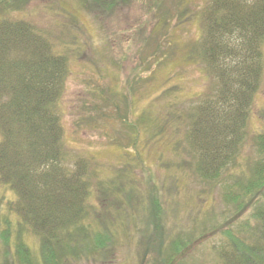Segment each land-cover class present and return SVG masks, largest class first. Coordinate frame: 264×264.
Masks as SVG:
<instances>
[{"label":"rangeland","instance_id":"374dc122","mask_svg":"<svg viewBox=\"0 0 264 264\" xmlns=\"http://www.w3.org/2000/svg\"><path fill=\"white\" fill-rule=\"evenodd\" d=\"M26 1L14 15L46 31L55 52L68 58L58 107L64 162L77 168L81 158L89 166L83 172L91 181L86 222L110 230L108 253L89 251L65 264H168L174 241L192 243L174 264H215L228 245L217 227L236 215L232 198L240 200L239 186L256 165H264V143L259 144L264 70L238 152L229 166L207 178L198 169V153L187 133L198 103L216 82L195 46L204 34L210 0H120L113 8L94 0ZM18 59L37 63L26 53ZM214 112L216 120L223 119L228 105ZM135 126L141 131L136 144ZM154 196L162 223L154 222L159 212L153 213ZM15 197L14 190L0 184L1 216L10 215L12 237L18 214L8 200ZM252 207L241 210L236 226ZM6 232L0 231V264L11 260L3 246ZM25 237L39 262L38 238L27 232ZM10 247L15 257L12 238Z\"/></svg>","mask_w":264,"mask_h":264},{"label":"trees","instance_id":"16d2710c","mask_svg":"<svg viewBox=\"0 0 264 264\" xmlns=\"http://www.w3.org/2000/svg\"><path fill=\"white\" fill-rule=\"evenodd\" d=\"M94 1L108 8L120 2ZM25 2L0 0V13L4 12L0 16V184L15 191V200H8V204L18 214V228L12 237L10 215L3 219L0 207V226L6 225L0 231H7L3 246L11 256L8 264H65L89 251L108 253L112 246L110 230L107 226L93 228L86 222L91 181L83 172H88L89 166L81 158L76 163L80 169L64 162V125L58 107L68 74V58L55 52L46 31L14 15ZM204 18V34L195 46L209 75L215 72L216 82L198 103L187 134L198 153L200 173L213 178L229 166L238 152L263 75L264 0H210L205 5ZM23 53L37 63L19 60ZM133 99L132 93L130 105L128 98L125 104L127 112ZM112 104L117 107L116 101ZM222 105H228L229 114L216 120L214 111ZM126 123L129 130H134L133 123ZM136 128L135 144L141 134ZM260 137L259 144H263L264 134ZM254 168L239 186L240 200H231L236 215L217 227L216 232H223L228 245L219 252L215 264H264V165ZM247 197L249 201L244 200ZM153 205V213L160 210L156 196ZM250 206L253 207L239 228L236 219L242 217L241 210ZM154 218L155 224L162 223L160 211ZM26 232L40 242L39 262L26 240ZM191 245L174 241L168 264L177 263Z\"/></svg>","mask_w":264,"mask_h":264}]
</instances>
